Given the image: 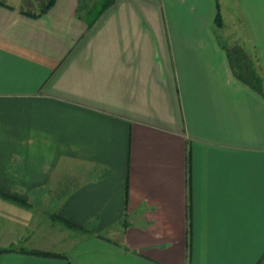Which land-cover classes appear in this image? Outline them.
<instances>
[{
  "label": "crops",
  "instance_id": "0c3cea01",
  "mask_svg": "<svg viewBox=\"0 0 264 264\" xmlns=\"http://www.w3.org/2000/svg\"><path fill=\"white\" fill-rule=\"evenodd\" d=\"M83 6L0 0V264H264V0Z\"/></svg>",
  "mask_w": 264,
  "mask_h": 264
},
{
  "label": "trees",
  "instance_id": "16d2710c",
  "mask_svg": "<svg viewBox=\"0 0 264 264\" xmlns=\"http://www.w3.org/2000/svg\"><path fill=\"white\" fill-rule=\"evenodd\" d=\"M115 1L116 0H104V2L102 3L101 9L97 10L96 14H92V12L94 11L93 9L95 5L91 7L89 12L87 13L89 26L90 27L94 26V24L104 14L107 8L112 6L115 3ZM55 2L56 0H48V2L43 4L39 11V15L47 12L55 4ZM26 12L33 16L36 15V13L29 11V10H26ZM216 22L218 26H222L223 19L220 13H218L217 15ZM224 47L227 51V54H228V57L231 63V67L233 69L235 76L240 81H242L244 84L248 85L253 90H255L257 93H259L260 95L264 97V78L259 73L255 65L254 59H252V57L247 53V51L241 46L224 45ZM0 197H3L13 202H17L19 204L28 205V203L24 199L19 198L14 195L7 194L3 191H0ZM58 220L63 222L69 228L87 231V229L84 226L74 224L64 218L59 217ZM7 251H11V249H0V253L7 252ZM25 252H28L31 254L42 255V256H50V257L60 256L59 254H56V253L42 252V251H36V250L25 251Z\"/></svg>",
  "mask_w": 264,
  "mask_h": 264
},
{
  "label": "rangeland",
  "instance_id": "374dc122",
  "mask_svg": "<svg viewBox=\"0 0 264 264\" xmlns=\"http://www.w3.org/2000/svg\"><path fill=\"white\" fill-rule=\"evenodd\" d=\"M4 1H8L9 3L15 4L16 6H18L19 8H21L23 10H29V11H32V12H39L41 7H42V5L45 4L46 2H48V0H4ZM103 2H104V0H82V4L84 6H86V9L88 11H89V9L91 7H93L95 5V7L93 9L94 11L92 12V14H96L97 10L101 9V6H102ZM226 20H227L228 23H230L227 18H226ZM252 59H253V57H252ZM36 198L39 200V195H37ZM35 204H37V207L41 209V207L39 206V202H37ZM44 217L47 218L46 215H44ZM52 218H53L54 222H58V223H60V225L66 226L63 222H61L58 219L54 218V216H52ZM66 227H68V226H66ZM75 230L84 232V230H79V229H75Z\"/></svg>",
  "mask_w": 264,
  "mask_h": 264
}]
</instances>
